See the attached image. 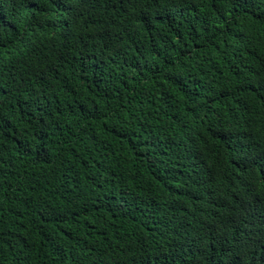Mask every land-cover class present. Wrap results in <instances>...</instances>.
I'll list each match as a JSON object with an SVG mask.
<instances>
[{
  "label": "trees",
  "instance_id": "16d2710c",
  "mask_svg": "<svg viewBox=\"0 0 264 264\" xmlns=\"http://www.w3.org/2000/svg\"><path fill=\"white\" fill-rule=\"evenodd\" d=\"M0 264H264V0H0Z\"/></svg>",
  "mask_w": 264,
  "mask_h": 264
}]
</instances>
